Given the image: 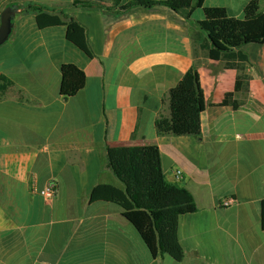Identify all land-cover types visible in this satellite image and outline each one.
<instances>
[{
  "label": "crops",
  "instance_id": "obj_1",
  "mask_svg": "<svg viewBox=\"0 0 264 264\" xmlns=\"http://www.w3.org/2000/svg\"><path fill=\"white\" fill-rule=\"evenodd\" d=\"M249 1L203 7L240 19ZM132 2L0 1V14L18 11L0 45V264H264V42L242 48L248 80L238 87L236 69L194 58V42L205 40L201 9L185 20L164 4ZM28 4L82 25L91 58L66 41L65 27L39 30ZM144 44L119 75L128 49ZM75 67L85 81L68 96ZM194 70L205 103L199 134L158 135L171 90L189 86ZM140 74L154 77L150 86L133 81ZM118 145L157 146L165 180L192 197L196 211L178 221L180 262L153 258L117 205L90 202L98 185L122 188L106 157ZM49 180L57 192L46 202L33 188Z\"/></svg>",
  "mask_w": 264,
  "mask_h": 264
},
{
  "label": "trees",
  "instance_id": "obj_2",
  "mask_svg": "<svg viewBox=\"0 0 264 264\" xmlns=\"http://www.w3.org/2000/svg\"><path fill=\"white\" fill-rule=\"evenodd\" d=\"M261 1L250 0L240 19L230 18L222 8H204V0H165L157 3L133 0L132 5L148 9L155 4H164L185 20L191 19L194 10L201 9L203 18L197 21V26L205 35V40L199 45L194 42V58L199 52H203L206 58L222 61L225 67L236 69L240 72L239 87V81L248 80L242 72L249 64V59L242 48L248 44L260 45L264 42V10L261 9ZM9 8L17 9L14 5ZM26 12L35 13L34 20L39 30L65 27L66 41L84 56L91 58L85 28L78 22L71 18L62 21L58 16L44 11L38 4H28ZM189 78V95H185L188 93L183 89L187 87L185 83H180L171 90L172 115L169 119L155 121L154 128L158 135L199 134V116L204 111L205 103L195 70ZM84 81L82 71L75 67L68 96L79 91ZM227 98L226 96L225 101ZM106 157L108 167L122 184V188L98 185L90 192V202L117 205L153 258L165 254L175 262H180L184 251L178 239V221L182 215L195 212L196 207L185 189L165 180L158 147L118 145L108 147ZM259 214L264 231V200L259 204Z\"/></svg>",
  "mask_w": 264,
  "mask_h": 264
},
{
  "label": "rangeland",
  "instance_id": "obj_3",
  "mask_svg": "<svg viewBox=\"0 0 264 264\" xmlns=\"http://www.w3.org/2000/svg\"><path fill=\"white\" fill-rule=\"evenodd\" d=\"M145 41H148V38H146ZM146 44H144L143 47H141L139 49H138L137 45H132L130 47V49H128L129 55L126 53V56L123 59H121V61L119 62V75L122 73H124L125 76L129 75V73L127 72L125 67L127 66L128 62L131 61V59L134 55L141 53L143 51H146L147 46L149 45V44L148 45H146ZM153 78L154 77H151L150 75H147V74L146 75L140 74V75L136 76L133 79V81L134 80H142V81H144V84L146 86H150ZM124 81L129 82L131 80H130V78H125ZM146 86H144V87L147 88ZM183 89H185V91L188 92L187 94H185L186 96L190 94L191 89H189L188 86L186 88H183ZM185 95H183V96H185Z\"/></svg>",
  "mask_w": 264,
  "mask_h": 264
},
{
  "label": "water",
  "instance_id": "obj_4",
  "mask_svg": "<svg viewBox=\"0 0 264 264\" xmlns=\"http://www.w3.org/2000/svg\"><path fill=\"white\" fill-rule=\"evenodd\" d=\"M18 11L12 8H5L0 14V45L3 44L10 32L13 22V17Z\"/></svg>",
  "mask_w": 264,
  "mask_h": 264
},
{
  "label": "built area",
  "instance_id": "obj_5",
  "mask_svg": "<svg viewBox=\"0 0 264 264\" xmlns=\"http://www.w3.org/2000/svg\"><path fill=\"white\" fill-rule=\"evenodd\" d=\"M177 176H180V172H176ZM33 191L39 195L44 201H52L57 192V185L54 180H49L45 186H43L40 189H36L35 187L33 188ZM234 201L231 199L223 201L222 205L223 206H228L231 205Z\"/></svg>",
  "mask_w": 264,
  "mask_h": 264
}]
</instances>
